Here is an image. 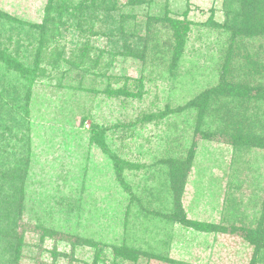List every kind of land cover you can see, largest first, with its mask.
I'll list each match as a JSON object with an SVG mask.
<instances>
[{
	"label": "rangeland",
	"instance_id": "rangeland-1",
	"mask_svg": "<svg viewBox=\"0 0 264 264\" xmlns=\"http://www.w3.org/2000/svg\"><path fill=\"white\" fill-rule=\"evenodd\" d=\"M46 1L0 0V11L39 25ZM114 1L101 25H117L121 18L129 48L111 60L101 59L97 68L79 63L77 56L85 40L90 57L108 50L104 36L81 37L76 20L66 18H54L45 31L49 51L40 57L43 76L32 86L28 106L23 223L32 227L40 219L58 232H78L112 245L124 237L125 211L129 243L135 248L184 264H250L254 248L238 234L202 233L147 213L168 212L164 161L185 160L193 148L181 198L187 219L218 224L227 218L236 226H254L264 199V148L249 141L264 139V100H252L249 92L241 101L220 98L214 104L210 98L199 109L196 99L217 84L226 51L232 55L228 81L260 79L257 84L264 88V38L229 46V34L220 27L225 7L233 5L238 12L235 0L109 3ZM185 15L189 32L179 59L170 66L169 20ZM22 45L21 52H28L26 40ZM51 52L57 54L48 56ZM247 69L257 72L254 78L245 76ZM125 78L134 82L130 91L138 97L115 92ZM7 95L20 98L24 93L13 89ZM93 128L109 154L91 142ZM209 134L215 138H206ZM221 134L245 140L223 143L216 139ZM116 165L124 168L120 177ZM23 242L20 264L53 263L54 245L58 253L70 254V246L51 239L41 244L33 233H24ZM91 262L92 251L80 246L71 263L59 257L54 264ZM138 264L169 263L140 258Z\"/></svg>",
	"mask_w": 264,
	"mask_h": 264
},
{
	"label": "trees",
	"instance_id": "trees-1",
	"mask_svg": "<svg viewBox=\"0 0 264 264\" xmlns=\"http://www.w3.org/2000/svg\"><path fill=\"white\" fill-rule=\"evenodd\" d=\"M235 1L238 12L233 11V5L225 7V20L220 27L229 34V46L242 41L264 38V0ZM100 3L101 6L103 5V10L98 6ZM114 8L115 1L109 3V0H47L44 7V20L39 25H30L0 11V264H20L21 252L24 246V233L26 232L36 234L41 244H43L44 240L51 239L55 243L70 246V254L68 256L64 253H58L54 245L50 252L53 262L51 264H54L59 257H68L69 263H71L74 249L80 246L87 247L92 251L91 264H138L140 258L167 261L169 264H184L183 262L171 261L167 257H161L153 252L143 251L132 246L129 243L130 238L126 228L128 213H125V211L123 218L124 237L119 244L112 245L95 240L92 237H85L78 232H58L50 227H45L40 219H37L38 222L31 225L32 227L23 223L22 210H24L25 198V183L23 182L25 172L24 174L22 173V167L27 168V160H23L27 158L30 152V142L28 137H26L30 125L28 106L31 88L39 80V76H43V71L39 68L40 57L46 55L49 51L46 46L49 37L45 34V31L53 20L61 21L66 18L76 20L74 25L81 37L86 33L91 37L96 35L104 36L108 50H99L96 55L90 57L89 40H85L80 44L79 55L77 56L79 63H89L92 68H97L101 59L109 58L111 60L120 53L121 49V55H123L125 50L129 48L122 26L124 21L120 17L117 25L116 23L111 27L101 25L106 21H102V18L106 19L105 14L108 15L109 10ZM51 15L54 17H51ZM169 25L172 36L170 66H173L181 55L184 37L189 32V22L186 20L185 15L182 20L170 19ZM28 29H33L34 31L39 29V31L34 34L27 33ZM2 39H4L3 42ZM23 40L27 42L26 48L28 52L25 53L21 52L24 47L22 45ZM10 42L13 44L12 47ZM56 54L51 52L48 56L54 57ZM223 59V68L219 74L217 84L196 99L202 105L198 106L199 109L205 108L210 98L215 101L214 104L217 103V100H221L220 98H232L241 101L248 97L249 92H252L249 95L252 100H264V88L260 83L257 84L260 79L252 82L254 85L247 81H235V79L234 81H228V78H231L228 75H232L231 53L226 51ZM244 74L254 78L257 72L252 73L247 69ZM97 76L100 79L102 78V75ZM114 82H119V80ZM132 82L128 78L123 79L119 89L115 92L125 97H138L137 93L134 94L130 91ZM20 88H23L24 91L20 90ZM13 89L22 91L24 96L14 98L7 95V92ZM107 91L113 92L112 89ZM107 91L105 92L108 94ZM92 131L91 142L95 141L104 154H109L105 143L98 138L94 128ZM205 136L212 140L211 137L214 134ZM237 137L221 134L216 139L223 143L231 142L232 144L237 143V145H240L241 140L245 139L242 136ZM261 140L263 141L250 140L249 144H258L264 148V139ZM245 143L247 144V141ZM193 152V148H191L185 160L176 158L164 161V171L162 170L161 174L165 180L164 185L167 184L168 186L167 191L170 196L169 210L163 214L148 211L147 216L164 220L171 225L179 224L202 233L238 234L254 248L253 259L250 264H264V199L261 213L254 226H246L243 223L240 226H236L227 218L222 219L221 223L218 224L199 223L189 220L185 216L181 206V198L192 162ZM15 155L17 158L14 160L13 157ZM110 156L113 158L112 155ZM123 171L124 168L116 165L117 177L122 176ZM119 180L121 179L119 178ZM150 199H152V195H150ZM41 244L39 247H41Z\"/></svg>",
	"mask_w": 264,
	"mask_h": 264
}]
</instances>
